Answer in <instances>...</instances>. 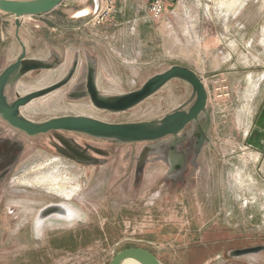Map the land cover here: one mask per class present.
Masks as SVG:
<instances>
[{"label":"rangeland","instance_id":"374dc122","mask_svg":"<svg viewBox=\"0 0 264 264\" xmlns=\"http://www.w3.org/2000/svg\"><path fill=\"white\" fill-rule=\"evenodd\" d=\"M19 21L17 28L0 11V73L21 43L26 58L46 65L8 83V102L71 71L65 84L20 108L33 122L63 115L159 120L194 100L189 84L172 79L111 112L87 94L89 71L98 93L114 97L186 66L203 80L207 103L177 137L151 142L61 130L28 136L0 117V264H108L128 247L148 250L160 264H264V252L228 255L264 244V156L244 146L264 101V0H178L159 22L140 0H115L100 22L92 0H62ZM50 204L77 218L50 216L37 231L39 211Z\"/></svg>","mask_w":264,"mask_h":264},{"label":"water","instance_id":"95a60500","mask_svg":"<svg viewBox=\"0 0 264 264\" xmlns=\"http://www.w3.org/2000/svg\"><path fill=\"white\" fill-rule=\"evenodd\" d=\"M61 1L0 0V11L14 16V23L18 28L20 25L19 18L46 13L60 4ZM92 1L94 9H96L97 0ZM21 45L22 51L16 61L8 65L0 73V117L8 125L24 132L28 136L61 130L83 133L101 139H112L120 143L151 142L166 136L177 137L178 133L187 124L198 121L200 115L206 113L207 92L201 78L190 68L175 64L165 71L148 78L137 90L114 97L103 96L98 93L92 73L89 71L86 92L96 107L111 112H122L137 105L155 93L168 81L179 79L191 86L192 96L194 97L192 104L187 110L179 107L165 114L159 120L150 121L110 123L84 115H63L39 123L33 122L20 115V108L32 99L47 94L65 84L71 75V71L63 80L53 85L29 92L17 97L12 102H8L4 94V89L8 83H13L21 75V60L25 56V48L22 43ZM40 64L39 67H44L46 62L40 61ZM35 68H38V66L33 67V69ZM23 69H26V67H23ZM64 211L62 204L47 205L39 211L36 222L41 223L50 216L62 215ZM261 251H264V244L232 249L228 252V255L239 258ZM128 256L138 259L143 264H159L151 252L140 247H128L118 251L108 264H119L123 258Z\"/></svg>","mask_w":264,"mask_h":264},{"label":"built area","instance_id":"2783aa9c","mask_svg":"<svg viewBox=\"0 0 264 264\" xmlns=\"http://www.w3.org/2000/svg\"><path fill=\"white\" fill-rule=\"evenodd\" d=\"M144 8L147 10V17L152 22H159L164 18L169 7L173 3H178V0H140ZM115 7V0H97V7L94 9L93 14L95 19L100 22L107 19L113 14ZM202 80V79H201ZM203 81V80H202Z\"/></svg>","mask_w":264,"mask_h":264},{"label":"crops","instance_id":"0c3cea01","mask_svg":"<svg viewBox=\"0 0 264 264\" xmlns=\"http://www.w3.org/2000/svg\"><path fill=\"white\" fill-rule=\"evenodd\" d=\"M195 73L199 76L197 72ZM137 121H142V120H137ZM129 122H136V121H129ZM244 146L245 148L252 149L257 154L259 155L261 154L264 156V101L262 102L260 107H257L255 109L254 118L250 124L247 133V141ZM254 158L256 159L257 157L255 156Z\"/></svg>","mask_w":264,"mask_h":264},{"label":"bare ground","instance_id":"6f19581e","mask_svg":"<svg viewBox=\"0 0 264 264\" xmlns=\"http://www.w3.org/2000/svg\"><path fill=\"white\" fill-rule=\"evenodd\" d=\"M29 1H42V0H29ZM85 10H87L85 13H83L82 15H80V16H85L87 13H88V8H84V10L82 9L80 12H79V14L81 13V12H83V11H85ZM78 16V15H77ZM79 17V16H78ZM203 82V81H202ZM206 89V88H205ZM69 146H68V149L70 150V151H72L73 153L74 152H79L77 149H76V147L73 145V144H68ZM79 154V153H78ZM74 155V154H73ZM82 155V154H81ZM86 155V154H85ZM82 159V158H81ZM249 159V158H248ZM252 159H253V157H252ZM15 179V178H14ZM14 183V182H13ZM69 188V187H68ZM68 190H70V189H68ZM72 192V191H71ZM62 207L64 208V213L62 214V215H59V216H53V217H55V218H61V219H66V220H68V221H71V220H74L75 218H77V213H76V211H74L73 209H71V208H69V207H67V206H65L64 204H62ZM41 224L42 223H40V224H37V231L38 230H41ZM159 262V261H158ZM119 264H143L141 261H139L138 259H136V258H134V257H130V256H128V257H125V258H123L120 262H119ZM160 264V263H159Z\"/></svg>","mask_w":264,"mask_h":264},{"label":"flooded vegetation","instance_id":"af4514ba","mask_svg":"<svg viewBox=\"0 0 264 264\" xmlns=\"http://www.w3.org/2000/svg\"><path fill=\"white\" fill-rule=\"evenodd\" d=\"M84 10V9H83ZM81 11V10H80ZM79 11V12H80ZM87 10H85V11H83V12H81L80 14L78 13L77 15L79 16V17H82V16H80V15H82L83 13H85ZM77 16V17H78ZM17 38V37H16ZM21 45V44H20ZM21 51H22V45H21ZM20 55V54H19ZM18 55V56H19ZM17 56V57H18ZM17 59V58H16ZM16 59H15V61H16ZM21 65H22V68H21V70L20 71H28V70H31V69H33V67L34 66H40V62L39 61H37V60H34V59H29V58H26V56H24V58L21 60ZM23 67H26V69H23ZM188 109V108H187ZM172 112V111H171ZM68 143H70L69 141H68ZM71 144V143H70ZM39 231V230H38ZM257 245H261V244H257ZM244 247V246H243ZM242 247V248H243ZM245 247H247V246H245ZM237 247H235V249H236ZM261 252H264V251H261ZM260 253V252H259ZM257 254V253H256Z\"/></svg>","mask_w":264,"mask_h":264}]
</instances>
